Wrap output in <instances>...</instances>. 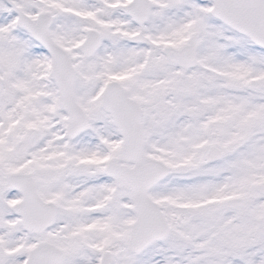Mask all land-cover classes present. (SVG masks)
Listing matches in <instances>:
<instances>
[{"label":"snow or ice","instance_id":"snow-or-ice-1","mask_svg":"<svg viewBox=\"0 0 264 264\" xmlns=\"http://www.w3.org/2000/svg\"><path fill=\"white\" fill-rule=\"evenodd\" d=\"M0 264H264V0H0Z\"/></svg>","mask_w":264,"mask_h":264}]
</instances>
